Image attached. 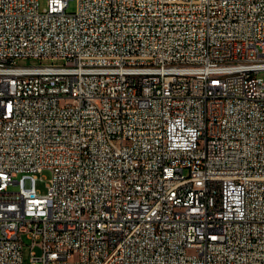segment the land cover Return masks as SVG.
Masks as SVG:
<instances>
[{"label": "built area", "instance_id": "1", "mask_svg": "<svg viewBox=\"0 0 264 264\" xmlns=\"http://www.w3.org/2000/svg\"><path fill=\"white\" fill-rule=\"evenodd\" d=\"M69 1L0 0V264H264V0Z\"/></svg>", "mask_w": 264, "mask_h": 264}, {"label": "rangeland", "instance_id": "2", "mask_svg": "<svg viewBox=\"0 0 264 264\" xmlns=\"http://www.w3.org/2000/svg\"><path fill=\"white\" fill-rule=\"evenodd\" d=\"M39 5L40 9L45 7L46 5V0H39ZM76 8V2L75 0H70L69 1V6H68V12H73ZM21 64H34L38 63L37 60L33 59H27V60H19L18 61ZM50 178V172L48 170H44L40 175H38V178L35 181V187L36 189L41 192L45 193L46 192V187L45 184L47 183V180ZM13 189V188H10ZM37 255H39V250L37 248L33 249ZM30 241L27 239H24V248L22 251V264H30Z\"/></svg>", "mask_w": 264, "mask_h": 264}]
</instances>
